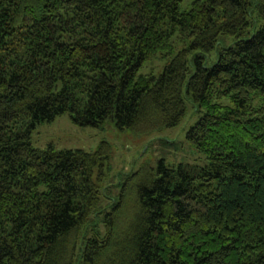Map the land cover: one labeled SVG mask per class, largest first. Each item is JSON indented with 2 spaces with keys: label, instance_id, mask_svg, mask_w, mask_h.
Segmentation results:
<instances>
[{
  "label": "trees",
  "instance_id": "obj_1",
  "mask_svg": "<svg viewBox=\"0 0 264 264\" xmlns=\"http://www.w3.org/2000/svg\"><path fill=\"white\" fill-rule=\"evenodd\" d=\"M184 1L0 0V264H264V0ZM188 103L207 163L161 159L123 225L106 141L32 143L67 112L150 134Z\"/></svg>",
  "mask_w": 264,
  "mask_h": 264
},
{
  "label": "rangeland",
  "instance_id": "obj_2",
  "mask_svg": "<svg viewBox=\"0 0 264 264\" xmlns=\"http://www.w3.org/2000/svg\"><path fill=\"white\" fill-rule=\"evenodd\" d=\"M190 2L185 0L182 8H189ZM215 59L216 52L212 53L209 64ZM165 62L166 59L154 58L142 67L140 73H159ZM197 118L198 115L188 103L186 117L177 126L150 134H138L129 129H118L112 119L99 126L76 124L67 112L52 122L38 124L31 137L32 143L40 148L53 145L57 149L81 148L87 151H95L100 143L106 141L110 145V173L105 185L110 197H118L123 188L125 203L120 221L123 225L135 211L136 182L148 169L157 167L161 159L169 165L180 162L207 163L206 156L186 138L187 129Z\"/></svg>",
  "mask_w": 264,
  "mask_h": 264
}]
</instances>
